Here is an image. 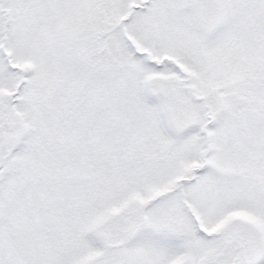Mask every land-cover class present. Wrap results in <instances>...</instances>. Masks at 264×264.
<instances>
[{
  "label": "snow or ice",
  "instance_id": "1",
  "mask_svg": "<svg viewBox=\"0 0 264 264\" xmlns=\"http://www.w3.org/2000/svg\"><path fill=\"white\" fill-rule=\"evenodd\" d=\"M0 264H264V0H0Z\"/></svg>",
  "mask_w": 264,
  "mask_h": 264
}]
</instances>
